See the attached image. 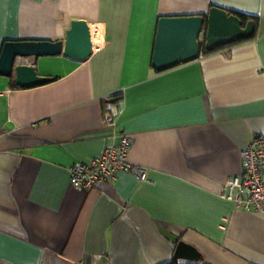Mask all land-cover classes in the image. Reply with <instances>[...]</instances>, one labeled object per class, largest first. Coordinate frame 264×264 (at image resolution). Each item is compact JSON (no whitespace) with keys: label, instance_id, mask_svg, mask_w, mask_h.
Listing matches in <instances>:
<instances>
[{"label":"crops","instance_id":"obj_1","mask_svg":"<svg viewBox=\"0 0 264 264\" xmlns=\"http://www.w3.org/2000/svg\"><path fill=\"white\" fill-rule=\"evenodd\" d=\"M212 5L257 17L255 36L156 70L159 19ZM74 19L90 25L88 59L21 58L53 78L29 88L0 74V264H167L179 240L204 256L182 263L264 264V212L221 196L264 137V0H0V54L6 40L63 39ZM126 135L147 180L72 184L74 164Z\"/></svg>","mask_w":264,"mask_h":264},{"label":"water","instance_id":"obj_2","mask_svg":"<svg viewBox=\"0 0 264 264\" xmlns=\"http://www.w3.org/2000/svg\"><path fill=\"white\" fill-rule=\"evenodd\" d=\"M201 34L204 38L201 39ZM256 34L253 19L245 21L236 13L221 6L212 5L208 14L165 15L159 19L152 57V65L163 71L200 55L203 47L209 51L252 38ZM91 28L84 19H74L63 39L6 40L0 54V74L14 77L21 87L45 84L53 78L40 75L36 66L20 62L21 58L64 54L84 61L94 52ZM115 100L114 97L108 101ZM202 253L193 244L179 240L174 259L200 260ZM93 264H110L104 254L93 257Z\"/></svg>","mask_w":264,"mask_h":264},{"label":"built area","instance_id":"obj_3","mask_svg":"<svg viewBox=\"0 0 264 264\" xmlns=\"http://www.w3.org/2000/svg\"><path fill=\"white\" fill-rule=\"evenodd\" d=\"M105 120L115 124L107 112ZM133 138L123 137L120 144L106 148L99 156L86 162H78L70 169L72 184L78 189L98 187L116 178L120 172L130 171L140 180H147V170L133 165L128 159ZM243 171L224 183L221 196L237 207L264 212V137L255 134L242 152Z\"/></svg>","mask_w":264,"mask_h":264},{"label":"trees","instance_id":"obj_4","mask_svg":"<svg viewBox=\"0 0 264 264\" xmlns=\"http://www.w3.org/2000/svg\"><path fill=\"white\" fill-rule=\"evenodd\" d=\"M230 11L233 12V13L238 14V15H239V16L245 21V23H246L248 20L253 19V20L255 21L256 30H257V26H258V18H257V17H255V16H251V15H248V14H243V13L236 12V11H232V10H230ZM202 51H203L204 54H210V53L214 52V51H209V50H207L206 48H204V46H203ZM203 258H204V256L201 257V259H203ZM167 264H196V263H195V262H186V263H182V262H180L178 259H175V260H173V261H171L170 263H167Z\"/></svg>","mask_w":264,"mask_h":264},{"label":"bare ground","instance_id":"obj_5","mask_svg":"<svg viewBox=\"0 0 264 264\" xmlns=\"http://www.w3.org/2000/svg\"><path fill=\"white\" fill-rule=\"evenodd\" d=\"M103 41V35L102 33L99 31L95 36H94V44L97 48H99L102 44Z\"/></svg>","mask_w":264,"mask_h":264}]
</instances>
